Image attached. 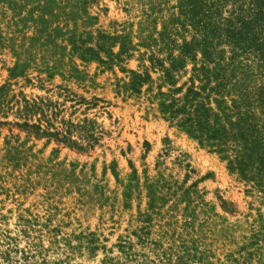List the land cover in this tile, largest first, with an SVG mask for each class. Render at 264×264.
I'll list each match as a JSON object with an SVG mask.
<instances>
[{
  "label": "rangeland",
  "instance_id": "obj_1",
  "mask_svg": "<svg viewBox=\"0 0 264 264\" xmlns=\"http://www.w3.org/2000/svg\"><path fill=\"white\" fill-rule=\"evenodd\" d=\"M248 7L0 0V264H264Z\"/></svg>",
  "mask_w": 264,
  "mask_h": 264
},
{
  "label": "trees",
  "instance_id": "obj_2",
  "mask_svg": "<svg viewBox=\"0 0 264 264\" xmlns=\"http://www.w3.org/2000/svg\"><path fill=\"white\" fill-rule=\"evenodd\" d=\"M249 1V7L247 10H243V15H241V28L235 29L233 28V25L231 23H228L230 30V37L233 40V43L238 46L243 47H253V45H257L255 38L256 36V28H261L264 25V0H248ZM195 6L193 8L189 9V14L192 16V18L196 17V13L194 11ZM200 23V21H197ZM255 49L257 51H260L259 53V59L264 61V52H262L260 47H256ZM259 101H261V104L264 105V91L260 92V98ZM41 129V127H39ZM250 129V128H249ZM59 134V132L57 133ZM237 136V135H236ZM238 136H241V147L244 149V157L237 156L235 159V163L238 165L237 167L241 170L245 169V167H250V159L255 156L256 159V165L253 168L254 171H256V176H264V142H262L263 138H248L244 135L239 134ZM249 159V160H248Z\"/></svg>",
  "mask_w": 264,
  "mask_h": 264
}]
</instances>
